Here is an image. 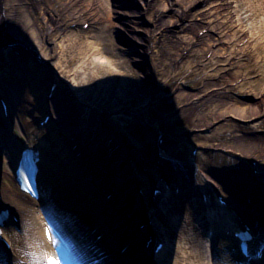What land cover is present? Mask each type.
I'll return each mask as SVG.
<instances>
[{"label":"bare ground","instance_id":"obj_1","mask_svg":"<svg viewBox=\"0 0 264 264\" xmlns=\"http://www.w3.org/2000/svg\"><path fill=\"white\" fill-rule=\"evenodd\" d=\"M0 1L3 2V0ZM4 1L7 2L6 6L4 5L3 7L4 13L0 17V53L2 54L0 55L2 57L0 65H2L4 58L6 59L5 64L8 63V66H12L9 61V52L13 50L21 53V60H24V62L37 59L44 63L47 70L51 72L52 77L50 79L52 80L49 82L50 85L47 88L46 95L50 92L51 86L56 84L57 87L52 101H57L59 105L57 111L54 112L49 105V99L47 102L46 100L44 102L43 99L41 105L39 104V107L43 108V112L46 111L52 117L46 127H50L55 120H58L61 126H63L62 123L71 122L75 124L74 119H71V121L67 120L64 105L62 104V101L65 105H68L66 107H71L70 105L73 104L71 98L64 95L62 75L65 74V69H70L75 62H80L81 65L79 70L74 72V69H70L73 72V78L76 79L80 73H83L86 79L92 81L98 78V75L101 74L100 76H102L111 71V67L109 68L107 62H96L92 58L98 54H105L111 65L115 66L116 69L123 70V72L112 73L114 74L113 76H116L114 79L117 82L111 84L110 87L117 88L119 91L122 89L120 92L123 93L129 92L128 85L131 84L133 74L127 69V65L125 66V61L121 63L120 60H117L119 59L118 54L109 47H119L113 41L114 39L111 35L112 33L115 34L117 28L121 27V25V29L127 32V41L131 43V49L136 53L133 58L135 64L145 67L146 65L149 66L150 73L145 72L144 74L146 75L140 78L142 80L146 78L153 83V86H159L157 90L147 89L136 95L137 99L149 98L148 104L155 106L151 112L150 122H152L153 118H165L160 123L161 125H166V127L163 129L160 126L158 129L159 135L155 146H153L151 140L144 145L132 146V140H128L126 135L117 132L118 137L126 142V152L122 153L120 157H117L116 153H113L112 156H107L108 163H106L104 159H101L99 151L95 149L96 144L94 141L93 143L89 142L88 129L78 124L72 128L73 130L69 129L70 133L68 134L70 137L64 139L61 143L62 145L58 147L62 152L61 156L64 159H69V165L65 166L64 169L59 167L58 169H61L57 172H66L65 177L67 176L68 179L73 177L76 180L78 190H80L76 199L79 208H74L77 214L74 216L75 224L81 228V231L88 227H93L91 230L94 231L95 235H88L85 238L86 240L92 239V242H90L91 250L85 251L86 255L83 256L82 260L80 255H77L78 253L70 254V256L69 253L64 251L68 255L69 261L72 262L67 264H74L76 261L75 264H78L79 261H81L80 264H84L91 261L88 255L92 253L99 255L98 257H107L99 264H160L158 262L160 258L165 256V252L163 253L164 249H162L155 255V243L159 239L164 238L167 240L166 244L168 246L170 240L175 239L183 229L189 231V234H186L185 245H181L179 248L178 245L177 248L180 250L177 251L172 249L170 263L166 262L165 264H179L181 258V262L185 264H200L199 261L206 257L207 249L204 245L202 246L199 238L202 236L206 237L209 229L213 230L212 237L214 238L211 237L212 246H214V240L224 243L221 244V249L225 245L235 242L232 237L227 235L226 230H228V227L227 224H224L227 208L224 210L226 206H219L214 199L217 195L216 193H218L217 187L220 184L225 186L223 191L226 190V198L228 194H235L240 190L241 199L247 197V201H250L249 210L243 208L244 205L239 203H233L230 206L231 208L228 210L232 209L234 212L231 211V217L233 215L235 218V220L231 218L235 221L233 223L238 222L239 216L251 219L252 227L264 237V189H261L259 183L258 185L260 186L254 183L252 166H245L244 173L241 174L236 173V169L229 172L226 177L222 178L224 183L219 181L217 185L215 179L208 178L207 174L201 171L204 168L213 167L210 159L204 162L199 161L196 164L197 173L200 175L193 177L190 176V170L193 169L190 162L182 158V156L179 157L176 151L168 152V149L166 150L167 146H165V143H169L172 140L174 133L178 134L180 139L188 142L193 141L192 137L187 134L191 132L190 130L184 131V129L174 128L175 125L180 123L184 125V121L181 118L172 119V116L177 117L179 115L180 117L188 111L190 113L195 107H201V111L195 116L194 127L207 130L213 129V127L218 125V127L228 125L230 137L229 140L218 144L200 143L198 144L201 147L200 149L208 150L212 148L216 152H223L230 157L229 160L241 161L249 159L258 161L260 164L257 165V168L264 165L263 138L258 137L256 132L252 130L243 132V136L238 128L240 123L251 126L264 123V84L261 83L259 90L254 94L252 105L243 107L238 106L235 103V99L230 97L234 92H226L229 88H232V84L250 74L248 71L251 67L247 66L248 63L239 64V62L234 61L239 56L248 57L247 62H252L253 65L263 63L261 67H264V0H210L203 9H196V6L202 0H122L117 5L126 8L123 16L129 22H126L127 24L121 23V25L112 20L114 15L117 14L116 16L118 17L117 5L112 4V0ZM136 7L138 9L135 10ZM239 8L244 9L253 21V24L248 22L247 28L243 23L232 20L240 13ZM186 12H189L190 17L186 20L189 21L188 24L185 21ZM172 13L175 14L174 19H172ZM133 19L135 22H133ZM256 19H261L262 23L254 24ZM86 23L88 24L86 29L80 28V25ZM141 23L149 27L142 28L138 26ZM172 23L178 24L181 30L187 34L180 38L172 37L170 32ZM134 25L136 26L134 27ZM204 30L207 31L205 35L199 36ZM96 31H98V35H93V41H84L82 39L85 35ZM248 32H251L249 39ZM60 36H62V39H60ZM251 40H256V45L251 46ZM215 56L223 59L214 60ZM181 58H184L187 62L190 59L193 60L189 66L194 71H198L204 65H208L209 70L204 73L203 83L195 92L189 94L178 92L173 97L177 105L173 109L172 114V108H170L172 104H163L159 100L164 95H157L154 92H161L164 88L170 92V88L166 85L172 80L173 74L181 68L180 63L178 64ZM235 65L239 67V70L232 78L230 76L231 73L228 75L226 73ZM15 69L9 68V72L14 73ZM84 71L86 72L84 73ZM48 76L49 74L42 75L38 79L37 85L39 88L45 85L49 79ZM89 81L86 80L85 83H89ZM161 81L164 84H159ZM2 83L3 78H0V90L2 89ZM77 85L79 86L78 83ZM78 91L80 92V88H78ZM2 92L5 95L4 101L9 105L6 104L8 117L11 118L14 109L10 106V99L4 90ZM221 92H226L222 99L219 98V96L223 95ZM119 96L110 92L108 97L111 98L108 99V103L112 106H117V102L124 98V96ZM116 98V102L111 101V99L115 100ZM169 99L172 102V96ZM150 106L147 110H151ZM141 110L142 108L138 104L137 106L129 105V107H124L121 112L127 115H138ZM163 112L164 114L167 113V115L164 116ZM85 116V113L82 112L80 123L84 121ZM66 130L68 131V129ZM38 134V131L35 135L33 132V137H27L29 142L27 146H39L41 141L39 144L35 143L39 141V138L36 139ZM254 135H256L255 140L244 139V137L249 138ZM73 137L75 138L73 142L79 144L77 149L69 146V144H72L71 139ZM138 138L140 137H136V141ZM159 138L165 139L160 151L157 149ZM233 141H235L234 144ZM111 145L110 143L106 146V154L110 152ZM9 147L10 149L8 150L13 154L9 166L10 169L14 170L17 167L21 150L25 146L19 147L16 151L12 143L9 144ZM41 149L43 155L44 148ZM192 149L193 147L191 151ZM82 150H84L83 155L74 159V154H78ZM4 152L6 151L0 144V160H3L1 157L5 156ZM84 155H88L94 160L89 159L88 162L86 161L88 158L84 159ZM167 155H169L170 159H179V162L174 161V167H172L171 160L166 159ZM127 160L131 161L129 167L147 168L148 176H138L139 179L143 178L142 182L147 192H150V181L157 179V177L164 178L166 185H169L171 189L172 184L181 186L179 196L173 195L172 197L171 194L170 203L169 201L167 202L169 206H167L165 214L163 212V214H159L156 211V205H154V201L151 198L149 199L147 192H145L147 203L143 204L142 199L135 194L136 185L130 184L131 182H128V178H124L122 173L118 174L117 169H123ZM158 160L160 161V166L156 169L155 164ZM236 161L227 163L229 164L227 168H234ZM176 165L177 171L175 170ZM80 172L85 173L87 176L82 179ZM47 173L49 172L47 171ZM0 174L4 177V171L1 167ZM7 174H9V171ZM218 175L220 176V174ZM262 176L264 178V172H259V177L261 178ZM185 180L188 181L189 186H185ZM61 184H59V188ZM70 185H73V183ZM197 186L200 187L197 188ZM154 189L153 185L151 193H153ZM9 190L0 183V205L15 212V216L19 219L18 226L21 232L28 238L30 250L37 254L48 256L49 247L46 239H44L43 229L40 232L39 227L42 222H38V217L41 219L43 216L40 214V209L36 207L38 203L27 195L14 193L13 188H11L10 192ZM202 193H205L206 202L201 198ZM247 193L250 194V197L247 196ZM172 199L174 200L173 205ZM243 209L249 213H245ZM221 211H226L225 216L219 220V225H222L219 226L218 223H213L211 226L206 220V215L210 218L215 213L220 214ZM172 217H175V219H172ZM209 218L207 219L209 220ZM150 220H154L152 225L148 224ZM85 221L88 222L85 223ZM156 222L158 223L156 224ZM8 223V225H14L11 220ZM175 228H177V231H175ZM100 235L102 238L99 241L96 240L97 236ZM42 237L44 238L42 239ZM151 237L153 242L149 247H146L147 240ZM261 239L260 237L259 239L254 238L250 244L264 245V240ZM54 240L55 237L53 236ZM187 244H189V247ZM192 247L194 253L188 254V249ZM64 248L65 250L67 249L66 247ZM5 254L7 264H15L25 259L17 257L12 252L5 251ZM224 254L228 255L231 261L233 260L231 257H235V254L230 253V249ZM225 255L212 256L211 264H235L227 260ZM19 264H22V262ZM23 264L28 263L25 261ZM40 264L43 263L40 262ZM257 264H264V261Z\"/></svg>","mask_w":264,"mask_h":264},{"label":"rangeland","instance_id":"obj_2","mask_svg":"<svg viewBox=\"0 0 264 264\" xmlns=\"http://www.w3.org/2000/svg\"><path fill=\"white\" fill-rule=\"evenodd\" d=\"M7 1H0V17L1 14L3 15V7L4 5L6 6ZM118 2V3H117ZM119 2H122V0H112V4H119ZM241 4V3H240ZM204 4L200 3L198 6H196V9H199L203 7ZM138 9L137 7L135 10ZM240 9V13L236 18L234 17V21L236 22H241L243 23L246 28L248 27V22L253 21L250 19V16L248 13L242 9ZM117 12H118V17L116 15L113 16V21L115 23H121L127 24L129 21L128 19L123 16L125 14L126 8L117 5ZM173 12V11H172ZM174 13H172V19H174ZM116 16V17H115ZM189 17V12L185 13V20H188ZM127 19V20H126ZM127 22V23H126ZM132 22V20H131ZM133 22L134 19H133ZM187 24L189 21H186ZM174 23V22H173ZM172 23V29H171V34L172 36L177 35L178 37L184 36L187 34L186 32L179 33V26L177 24ZM262 21L261 19H256L254 24L258 25L261 24ZM1 25V24H0ZM126 26V25H125ZM136 25H134L135 27ZM138 26L142 28H148L149 26L144 25V23L139 24ZM122 27V25H121ZM121 27L117 28L116 33H112V38L114 39L113 41L119 46V47H111L116 54H118L117 60H120L122 63L125 61V66L127 65V69L133 74L131 77V84L128 85V93H123L120 92L117 88H113L112 86L110 87L111 84H114L117 82L116 76H113L116 72H123V70L116 69L115 66L111 65L109 63V59L106 57L104 54H98L96 56H93L92 58L97 62H107L109 68L111 67V71L108 74L105 75H98V78L89 81V79H86L84 76L85 74H79V76L74 79L73 77V72L75 70H79L80 67V62H75L72 64V67L70 69H74L73 72L70 69H65V74L62 75V81L64 80V95L68 96L71 98L72 105L71 107H66L68 105H65L62 101V104L64 105L65 113H66V118L67 120L71 121V119H74L75 124L70 123H62L63 126L60 125L59 121H57L55 124H52V126L49 129L44 130L41 126H39V123L43 120L44 114H46V111L43 112V108L39 107V104L45 102V96H46V91L47 88L50 85V77H52L51 72L47 70V68L44 66V63H42L39 60H31L28 62H24V60H21V53H18L16 51L10 50L9 52V61L10 65H12V68H16L14 73L9 72L10 66H8V63L5 64L6 59L3 58L2 60V65H0V72L3 74V83H2V89L0 90V99L4 100L5 95L3 94V90L6 93L7 97L10 99V106L13 107L14 112L10 117H5L2 113L1 110V104H0V144L2 147L5 149L6 152H4L5 156H2L0 160V167L4 171V177L3 175L0 174V183L3 184L8 190L10 188H13L14 193L21 194V192L18 189V186L14 180L13 172L12 169H10L9 162L11 160V157L13 156L12 152H10L8 149H10L9 144L12 143V145L15 146V151L18 149L19 145H27V137L31 136L33 137L36 132L38 131L39 134L36 136L40 140H43L45 144H47V150L45 153L46 158H51V159H58L57 156V143L59 140H61L63 137L68 135L67 133L70 132V130H73L72 128L78 124L79 122V116H81L82 112L85 113V121L88 122L90 125L91 129L89 130V137H90V142L91 139L94 141V143L97 146V150L99 151L101 155V159H104L106 163H108V157L107 156H112L113 153H116L117 157H120L121 154L125 153L126 150L124 148V145L122 143V139L118 138L117 136V131L119 132H126L127 130L130 131V135L128 136L129 138L131 137L133 141L132 146H138V145H144L148 141H152L153 144L156 143L157 136L159 135L158 129L160 126L164 129L166 125H161L160 122H162L165 118H153L152 122H150V117L152 116V111L147 110L149 104H148V99L146 98H141L137 99L136 95L140 93L143 90H157L159 88L158 85L153 86V83L151 81L147 80L144 78L143 80L140 78L141 76H145V72H149V66H141V65H136L135 62L133 61L134 56L136 55L135 52L131 49V43L127 41V32ZM129 30V29H128ZM140 31V30H138ZM145 32V31H144ZM195 32V31H194ZM67 35V34H66ZM93 35H98V31L92 32L91 34L85 35L82 39L84 41H93ZM250 35V36H249ZM63 36V35H62ZM62 36H60V39H62ZM251 37V32H248V39ZM256 45V40H251V46ZM108 46V45H107ZM100 47V46H99ZM102 47V46H101ZM103 48V47H102ZM163 48V47H161ZM256 53V50H255ZM0 55H2L0 53ZM0 59L2 57L0 56ZM222 59V58H221ZM236 62H239V64H244L248 63V67H251V69L248 71L250 74H248L245 79H240L237 82H235L232 85V88L228 89L226 92H234L230 95V97L235 99V103H237L238 106L243 107L247 105H252L254 102V94L259 90V87L262 84H264V67H260L261 64H252V62H247L248 57H238V59L234 60ZM8 62V61H7ZM151 62V60H150ZM193 60L190 59L189 62L184 61V64L181 66L179 70H177L173 76L172 80L168 82L166 85L167 87L170 88V92L167 89H162L161 92H154L157 95H164L159 101H162L163 104H172L170 108H172V113L173 109L175 108L176 100L173 99V97L178 93L182 94H189L195 92L199 86L202 85L203 83V75L209 70L208 65H204L201 69L198 71H194L191 69L189 64H191ZM32 64V65H31ZM31 65V67H29ZM36 66V67H33ZM190 67V70H189ZM20 69V70H19ZM239 70V67L237 65L233 66L228 73L230 76L233 78L234 74ZM86 71H84L85 73ZM233 72V73H232ZM49 74V79L45 83V85L42 86V88H39L37 85L38 79L42 75H48ZM87 77V76H86ZM89 81V83H85V81ZM79 84V86L77 85ZM159 84H164V82H159ZM78 88H80V92L78 91ZM10 90V92H9ZM175 90V91H174ZM168 91V92H167ZM110 92L115 93L116 95L124 96L122 98L123 100H120L117 102V106H112L111 104L108 103V99L111 97H108ZM226 92H221L223 95L219 96L220 99L224 97V94ZM62 94V92H61ZM172 96V102L169 99ZM215 98V97H214ZM117 98L111 99L112 102H116ZM141 100V102H139ZM50 107H52L53 111H57L58 103L57 101H53V103H49ZM140 105L142 110L141 114L138 116L136 115L133 119L130 116L123 115L122 117H119L120 114H115V112H119L122 110L124 107H129V105ZM8 105V103H7ZM47 105V104H46ZM203 105V104H202ZM9 106V105H8ZM68 108V109H66ZM154 108V106L152 107ZM152 110V109H151ZM235 110V109H234ZM201 111V107H195L192 109L189 113H185L184 115L180 116L182 121H184V125L182 123L177 124L174 126V128H179V129H184L190 130V133H187L188 135L190 134V137H192L193 141L188 142L186 140L182 141L178 138V134L174 133L173 135V140H171L169 143H165L167 146L166 150L168 149V152H172V148L175 150H180V154H182L183 158L186 159L190 156V150L189 148L191 146H196L197 148H200L198 144L200 143H207V144H218L221 142H224L226 140H229L230 137V130L228 125H221V127H213L210 129H200V128H195L194 127V120L196 114ZM110 113V114H108ZM235 113H237L235 111ZM163 115H167V113ZM147 118V120H146ZM149 118V119H148ZM125 120V121H124ZM132 120V121H131ZM129 121V123H127ZM166 121V120H165ZM133 122V123H132ZM59 124V125H58ZM68 129V131L66 129ZM238 128L241 130V135H243V132H249L248 130H252L253 132H256V135L259 137H262L264 140V123L258 124L255 126L251 125H246L240 123L238 125ZM252 128V129H251ZM70 129V130H69ZM34 132V135H33ZM58 133V135H56ZM144 138H138L136 141V137L140 136ZM256 135L244 139L247 140H255ZM136 136V137H135ZM200 136V137H198ZM244 136V135H243ZM127 137V138H128ZM198 137V138H197ZM93 143V142H92ZM111 145V150L108 154H106V146L108 144ZM235 141H233V144ZM198 145V146H197ZM95 146V145H94ZM95 146V147H96ZM96 149V148H95ZM170 150V151H169ZM212 149L208 150H202L199 151V155L197 158V163L202 160H211L212 164H221L224 165L226 163H229L230 161H236V160H229L230 157L226 155L223 152L217 151H209ZM182 151V153H181ZM97 154V153H96ZM189 155V156H188ZM208 155H213L212 158L209 157L207 158ZM226 155V156H225ZM215 156V157H214ZM226 157V159H225ZM228 157V158H227ZM6 159V160H5ZM167 159H170L169 155H167ZM172 160V159H170ZM126 165L123 169L119 168L118 174H123L124 178H128V182H131L130 184L136 185L135 188V194L139 196V191L141 189V194L142 191H146V187L144 183L142 182V179H139L138 176L141 175L142 177L148 176V170L146 167H129L131 164L130 160L126 161ZM172 162V161H171ZM177 162V161H176ZM124 165V162H123ZM229 165V164H228ZM249 165V164H248ZM245 161H236L234 163V166L238 169V173L243 172L245 169V166H248ZM264 166V165H263ZM264 168V167H263ZM232 169V168H229ZM9 171V174L7 172ZM204 172L203 170H201ZM198 170L196 168H193L190 170V176L196 177V175H200L197 173ZM140 177V176H139ZM163 179V178H162ZM159 181V184L165 185L166 183ZM157 179H153V181H150V192H147L149 195V199L151 198L152 201H154V205L156 208V211L159 212V214H165L167 210V202L169 201L170 203V197L172 192V189H168L169 186H162L161 190L163 193L159 195L158 197L152 196L151 197V189H152V184L154 181H158ZM138 186V189H137ZM135 187V186H134ZM9 190V192H10ZM8 192V194H10ZM168 192V194H167ZM176 192V191H175ZM167 195V197H166ZM140 198L142 199V203L145 204L147 201L145 196H141ZM147 203V202H146ZM163 212V213H162ZM15 213V212H14ZM147 213V212H144ZM38 216V214H36ZM154 221V220H153ZM38 222L41 223L42 219L38 217ZM158 222H156L157 224ZM40 226V232L42 230L41 224ZM5 234L12 246V250L8 252L14 253L17 257L25 258L22 259L15 264H19L21 262L27 261L29 264H36V261L38 259H42V257H38L37 254L32 252L30 250V245H28V238H26L25 235L21 232L18 224L16 225H9L6 230ZM186 230H184V234H180L179 238L172 239L170 240V244H168V247L166 248L165 251V256L163 258H160V261L158 263L165 264L170 263L171 256H172V248L177 250L181 245H184L186 242L185 238ZM201 244L202 246L204 245L205 248L207 249L206 253V258L202 260V262L206 264H210V256L212 253L215 252L219 254L221 249L218 248L219 250L216 249V247L211 248L209 250V241L202 238L201 239ZM179 245V246H178ZM189 247V244H187ZM178 246V248H177ZM215 246V245H214ZM222 251H224V248H222ZM189 253H194L193 247L188 249V254ZM183 255V252H182ZM186 256V255H185ZM5 259V257H4ZM7 259V258H6ZM5 259V262H6ZM182 258L179 260V264H185L184 262H181ZM3 263V259L0 255V264ZM10 264V263H8Z\"/></svg>","mask_w":264,"mask_h":264},{"label":"snow or ice","instance_id":"obj_3","mask_svg":"<svg viewBox=\"0 0 264 264\" xmlns=\"http://www.w3.org/2000/svg\"><path fill=\"white\" fill-rule=\"evenodd\" d=\"M45 235L48 236L49 241L52 242V237L49 235L48 229H45ZM36 264H40V261L37 260ZM43 264H60V260L58 258L46 257L44 258Z\"/></svg>","mask_w":264,"mask_h":264},{"label":"water","instance_id":"obj_4","mask_svg":"<svg viewBox=\"0 0 264 264\" xmlns=\"http://www.w3.org/2000/svg\"><path fill=\"white\" fill-rule=\"evenodd\" d=\"M74 149L77 147V144L73 145ZM79 154V153H78ZM81 156V155H79ZM56 164V163H55ZM57 166H58V163L56 165H52V170H56L57 169Z\"/></svg>","mask_w":264,"mask_h":264}]
</instances>
